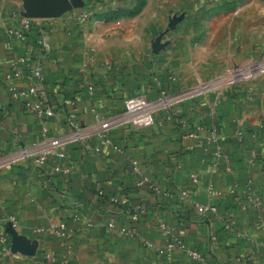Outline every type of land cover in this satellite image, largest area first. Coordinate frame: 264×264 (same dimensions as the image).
<instances>
[{
    "label": "crops",
    "instance_id": "crops-1",
    "mask_svg": "<svg viewBox=\"0 0 264 264\" xmlns=\"http://www.w3.org/2000/svg\"><path fill=\"white\" fill-rule=\"evenodd\" d=\"M23 5L0 0V156L69 132L75 122L119 114L138 94L157 100L166 92L180 100L158 110L148 127L114 128L112 143L93 137L89 143L98 152L68 145V174L53 172V155L40 165L31 158L1 168L0 264H195L159 250L160 221L175 226L211 264H264V205L238 204L249 192L264 195V74L223 90L185 93L175 77L166 84L145 73L140 39L132 46L114 37L118 30L108 32L86 13L87 5L35 18L39 23L19 39L13 30ZM41 50L45 85L60 112L46 134L4 81L15 59L28 71ZM144 178L150 183L140 185ZM197 203L217 212L202 215ZM226 212L234 217L233 232L220 219ZM53 222L66 230L52 234ZM212 232L217 242L210 246Z\"/></svg>",
    "mask_w": 264,
    "mask_h": 264
},
{
    "label": "rangeland",
    "instance_id": "rangeland-1",
    "mask_svg": "<svg viewBox=\"0 0 264 264\" xmlns=\"http://www.w3.org/2000/svg\"><path fill=\"white\" fill-rule=\"evenodd\" d=\"M75 1V7L85 9L87 5L86 13L91 15L92 12L91 18L103 22L108 32L118 30L114 37L132 46L140 39L145 73L153 74L166 84L175 77L174 82L182 83L177 88L185 89V93L196 92L200 80L210 83L209 91H217L264 74V0H112L115 3L112 6L105 5L109 0ZM183 192L180 196L186 199L188 193ZM112 198V202L118 201L116 196ZM135 215L138 217V213ZM160 223L164 245L159 250L168 259L180 253L195 264H211L175 226L164 222L166 227L163 228ZM223 223L226 229L234 231L235 227L230 229ZM51 224L48 230L52 233ZM123 231L129 233L120 230ZM212 233L210 246L217 242V235ZM177 235L185 240L186 248L171 250L167 237ZM143 242L147 248L155 247L153 242ZM187 246L199 252L203 260L189 256Z\"/></svg>",
    "mask_w": 264,
    "mask_h": 264
},
{
    "label": "built area",
    "instance_id": "built-area-1",
    "mask_svg": "<svg viewBox=\"0 0 264 264\" xmlns=\"http://www.w3.org/2000/svg\"><path fill=\"white\" fill-rule=\"evenodd\" d=\"M35 20L37 19L21 14L13 33L19 39H25L35 23H39L35 22ZM21 61L23 59L17 58L12 62V65L4 74V81L10 97L17 102H21L26 110L37 116L42 125L43 133L46 134L49 120L53 117H58L60 112L54 108L45 85L44 52L41 50L37 54L28 71L22 68ZM208 88H210V83L203 82L196 88V91L201 90L200 92H203L209 90ZM179 100V94L169 95L166 92L162 93L161 97L157 100H149L142 94L135 95L127 99L125 110L119 114L99 116L95 122L87 125L75 122L69 132L45 137L43 142L27 144L16 151L2 154L0 156V169L20 161H28L31 158H35L36 164L40 165L46 157L53 155L58 159V164L54 166L53 172L68 174L71 172V165L67 164L68 154L66 147L68 145L80 143L88 148L91 147L89 142L93 137L105 139L106 142L112 143L110 132L114 128L123 125H129L134 129L148 127L153 123L154 114L158 110L170 108ZM71 117L75 118V114H72ZM91 149L97 152L100 150L98 147H91ZM192 177L194 181L198 180L197 174H194ZM149 181L148 178H144L139 184L144 185L145 183H150ZM183 194L186 195V192L184 191ZM112 200L115 201L116 198H112ZM238 204L243 207L253 204L256 208H262L264 205V195L249 192L247 193V201L243 202L238 198ZM196 210L200 214L205 215L208 211L217 212V207L211 204H197ZM136 217L137 215L134 218ZM220 218H223L227 228L232 229L234 227L232 214L226 212L221 214ZM160 224L163 228L166 227L164 222L161 221ZM66 228L67 225L63 222L51 224L52 233L62 234ZM213 235L212 233V239ZM167 238L171 250H176L179 247L186 248L184 246L185 240L178 237V235L173 237L168 236ZM186 252L194 259L203 260L199 252L189 249L188 246Z\"/></svg>",
    "mask_w": 264,
    "mask_h": 264
},
{
    "label": "water",
    "instance_id": "water-1",
    "mask_svg": "<svg viewBox=\"0 0 264 264\" xmlns=\"http://www.w3.org/2000/svg\"><path fill=\"white\" fill-rule=\"evenodd\" d=\"M23 16L30 18H52L75 7V0H23Z\"/></svg>",
    "mask_w": 264,
    "mask_h": 264
}]
</instances>
